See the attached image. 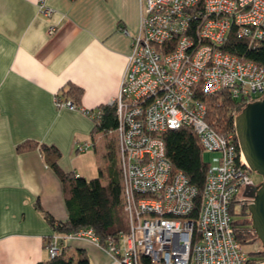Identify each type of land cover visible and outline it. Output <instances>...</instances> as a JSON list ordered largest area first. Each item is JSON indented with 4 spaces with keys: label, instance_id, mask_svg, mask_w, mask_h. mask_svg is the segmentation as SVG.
Instances as JSON below:
<instances>
[{
    "label": "built area",
    "instance_id": "built-area-1",
    "mask_svg": "<svg viewBox=\"0 0 264 264\" xmlns=\"http://www.w3.org/2000/svg\"><path fill=\"white\" fill-rule=\"evenodd\" d=\"M140 1L139 29L118 94L109 103L117 118L112 133L128 230L105 245L92 228L53 234L46 242L49 258L61 253L63 242L84 239L118 264H141L140 255L151 264H249L233 222L252 202L243 195L255 184L252 171L235 129H213L198 94L226 91L245 104L264 98V65L222 50L232 32L251 45L264 42V0ZM55 104L77 107L59 93ZM99 115L97 110L91 117ZM181 127L193 130L204 151L220 155L216 168L208 166L196 217L191 212L198 189L183 172L171 173L161 137Z\"/></svg>",
    "mask_w": 264,
    "mask_h": 264
},
{
    "label": "crops",
    "instance_id": "crops-1",
    "mask_svg": "<svg viewBox=\"0 0 264 264\" xmlns=\"http://www.w3.org/2000/svg\"><path fill=\"white\" fill-rule=\"evenodd\" d=\"M140 15V0H0V264L48 260L55 233L37 203L56 220L68 217L39 145L57 147L65 171L90 179L102 169L106 183L107 138L93 132L91 116L118 94ZM69 85L82 89L73 110L55 104L58 93L73 103ZM26 141L36 147L18 151ZM63 246L73 259L80 248L89 264H118L88 240Z\"/></svg>",
    "mask_w": 264,
    "mask_h": 264
},
{
    "label": "trees",
    "instance_id": "trees-1",
    "mask_svg": "<svg viewBox=\"0 0 264 264\" xmlns=\"http://www.w3.org/2000/svg\"><path fill=\"white\" fill-rule=\"evenodd\" d=\"M222 50L264 65V42L251 45L247 39L236 37L232 32ZM65 94L66 98H70L78 107L82 89L69 85ZM198 98L205 106L204 119L213 129L219 133L234 130V117L245 106L243 101L230 98L226 91L198 94ZM98 110L100 115L93 118V132L102 133L106 137L112 134L117 126L115 106L105 104L100 106ZM113 137L115 140V136ZM161 137L165 145L166 158L171 164V173L183 172L188 177L189 182L198 189V195L191 212V216L196 217L209 166L203 158V147L190 127L163 131ZM33 147H36L34 142L26 141L18 145L17 150L23 151ZM106 147L108 166L105 174L107 180L106 183H103L104 171L102 169L99 170L98 176L86 179L60 167L61 152L57 147L47 144L39 145L46 163L60 178L68 212L66 220H56L50 213L44 211L39 203L36 204L55 234L71 233L80 228H92L102 244L105 245L108 238L115 240L120 234L127 232L128 221L122 204L120 173L116 159V140L114 143L113 139L107 138ZM241 214L246 218L233 222L237 241L243 245L259 242L251 228L249 212L243 210ZM65 250L66 248L63 246L58 256L48 258V260L37 264H89L83 249H77L75 259L66 256ZM248 253L250 256L249 264L264 260V251L261 246L260 249L250 250ZM139 259L141 264H151L149 258L144 255H140Z\"/></svg>",
    "mask_w": 264,
    "mask_h": 264
},
{
    "label": "water",
    "instance_id": "water-1",
    "mask_svg": "<svg viewBox=\"0 0 264 264\" xmlns=\"http://www.w3.org/2000/svg\"><path fill=\"white\" fill-rule=\"evenodd\" d=\"M234 129L247 165L261 177L258 184L247 185L243 195L252 199L247 206L251 228L264 251V98L245 104L234 117Z\"/></svg>",
    "mask_w": 264,
    "mask_h": 264
},
{
    "label": "rangeland",
    "instance_id": "rangeland-1",
    "mask_svg": "<svg viewBox=\"0 0 264 264\" xmlns=\"http://www.w3.org/2000/svg\"><path fill=\"white\" fill-rule=\"evenodd\" d=\"M256 96L258 98H261V95L259 93ZM113 136H114V134L112 133V134H109L108 136H106L105 138H111V139H113V141L115 143V140H114V137ZM219 157H220V155H219L218 152L203 151V158H204V160L208 164H210L211 167H213V168H216L217 167V165L219 163ZM250 176H251V178H252V180H253V182L255 184H258L260 182V180H261L260 175L256 174L255 172H251L250 173ZM244 210H246V209L244 208ZM245 218L246 217L244 215L235 216V219L236 220H243ZM243 246H244L245 250L250 251V250H253L255 248L256 249H260L261 244H260V242H257V243H254L252 245L251 244H244Z\"/></svg>",
    "mask_w": 264,
    "mask_h": 264
}]
</instances>
